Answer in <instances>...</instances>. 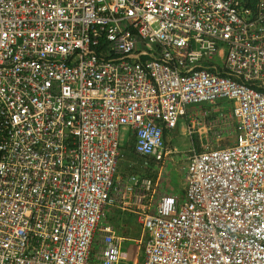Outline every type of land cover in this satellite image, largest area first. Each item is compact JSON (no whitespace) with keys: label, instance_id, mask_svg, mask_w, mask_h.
Here are the masks:
<instances>
[{"label":"built area","instance_id":"obj_1","mask_svg":"<svg viewBox=\"0 0 264 264\" xmlns=\"http://www.w3.org/2000/svg\"><path fill=\"white\" fill-rule=\"evenodd\" d=\"M107 206L133 264H264V0H0V264H124Z\"/></svg>","mask_w":264,"mask_h":264},{"label":"rangeland","instance_id":"obj_2","mask_svg":"<svg viewBox=\"0 0 264 264\" xmlns=\"http://www.w3.org/2000/svg\"><path fill=\"white\" fill-rule=\"evenodd\" d=\"M204 104L193 105L191 107L199 108ZM186 124L184 122L178 124V128L172 134V140L170 141V147L176 153L172 156V159L169 161L168 165L165 166V176H164V186L165 189L169 192L179 193L182 195L183 184L181 179V174L179 173V168L183 164L181 156L185 154L189 149H191V143L196 144V140H190L189 137L185 133ZM215 132H218L219 129L215 128ZM127 133L125 131H119V139L121 144V152L120 157L117 162V172L122 174L123 172L127 175L129 173L138 175L140 177H148L151 179H155L157 176L155 166L152 164L149 165L143 164V162L139 159H136L132 155H130L125 146V150L123 149V142L125 140ZM231 130H228V137L226 140L228 142L222 143L221 146H225L230 144L232 141ZM107 209V210H106ZM105 209V219L112 227L113 232L116 236L124 238L122 242V250L127 253V261L124 264H133L134 260H140L142 254L143 240L141 237V229L138 222L132 221V215L129 212H121L120 209L107 206ZM108 209L115 210L116 212L111 213L112 215H106V211ZM124 214L123 222H126L128 218V222L126 225H122L119 223L120 214ZM130 214V215H128ZM113 219V221H112ZM142 238V239H141Z\"/></svg>","mask_w":264,"mask_h":264},{"label":"crops","instance_id":"obj_3","mask_svg":"<svg viewBox=\"0 0 264 264\" xmlns=\"http://www.w3.org/2000/svg\"><path fill=\"white\" fill-rule=\"evenodd\" d=\"M124 131V130H123ZM126 133H127V135H126V137H125V140H124V142H123V149L125 150V145H126V142H127V140H128V138H130V137H132L131 135H130V133L129 132H127V131H125ZM197 142V141H196ZM122 148V147H121ZM121 150L122 149H120V152H121ZM119 157H120V155H119ZM168 165V164H167ZM117 174H118V176H121V177H123L124 175V172L122 173V174H119L118 172H117ZM182 193H183V190H182ZM107 210V209H106ZM123 210H121V212H122ZM114 212H116L115 210H111V209H108V211H106V215L108 214V215H112L111 213H114ZM123 212H126V211H123ZM122 212V213H123ZM120 214L119 216H120V219H119V223H121L122 225H126L127 224V222H128V218H127V220H126V222H123V217H124V214ZM128 215H130V214H128ZM132 215V221H134V222H136L137 223V220H136V218H135V216L133 215V214H131ZM106 220V219H105ZM112 221H113V219H112ZM106 222H107V220H106ZM108 223V222H107ZM109 224V223H108ZM139 224V223H138ZM139 226H140V224H139ZM140 229H141V226H140Z\"/></svg>","mask_w":264,"mask_h":264},{"label":"trees","instance_id":"obj_4","mask_svg":"<svg viewBox=\"0 0 264 264\" xmlns=\"http://www.w3.org/2000/svg\"><path fill=\"white\" fill-rule=\"evenodd\" d=\"M126 148H127V150L128 151H126V152H128L130 155H132L133 157H135L136 159H139V160H141L142 162H143V164L145 163V164H149V165H153L154 166V164L151 162V161H149V162H147L144 158H142V157H140V156H138V155H136L135 153H134V138L133 137H130V138H128V140H127V142H126ZM125 148V149H126ZM129 174H132V173H129ZM123 175H126L125 173L123 174ZM140 177V176H139ZM144 242V241H143ZM141 259H142V255H141V257H140V260H138L139 262L141 261Z\"/></svg>","mask_w":264,"mask_h":264}]
</instances>
